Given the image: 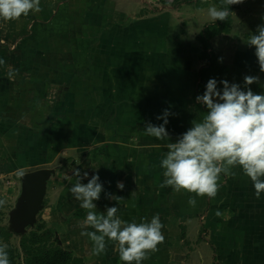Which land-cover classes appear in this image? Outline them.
I'll return each instance as SVG.
<instances>
[{"label": "rangeland", "instance_id": "rangeland-1", "mask_svg": "<svg viewBox=\"0 0 264 264\" xmlns=\"http://www.w3.org/2000/svg\"><path fill=\"white\" fill-rule=\"evenodd\" d=\"M75 8L62 10L51 23L38 15L0 19V200L5 201L0 225L11 232V244L19 248L20 236L43 223L52 240L84 264H128L119 258L118 241L105 236L104 250L94 254L99 245L89 235L103 234L87 221L88 213L106 218L115 207L113 219L122 222L121 229L150 224L157 214L164 225V242L156 252L147 250L140 264H264V193L256 198L242 167L218 162L234 175L221 172L215 198L161 187L167 179L162 161L168 145L209 112L194 95L204 89L196 65L204 28L215 24L220 29L209 14L219 6L212 1L197 7L183 0H115L114 22L89 30L80 28L83 21L77 22L81 14ZM229 19L227 30L216 31L206 50L221 66L217 89L222 94L226 80L264 95V71L249 43L264 27V0H243ZM96 37L99 45L91 43ZM59 52L62 64L54 58ZM246 76L258 82L246 85ZM18 103L26 109L18 115L26 114L17 121L11 115L20 109ZM123 110L133 117L128 124L120 119ZM166 111L167 124L158 119ZM11 120L21 123L24 132L4 129ZM161 125L165 136L148 134L150 126ZM126 127L138 143L121 144L131 166L128 176L117 177L111 186V161L104 153L113 138L124 140ZM38 169L47 173L30 202L23 175ZM94 176L102 191L93 200L95 207L85 209L71 189ZM119 183L126 188H116ZM189 199L196 200L194 207Z\"/></svg>", "mask_w": 264, "mask_h": 264}, {"label": "clouds", "instance_id": "clouds-1", "mask_svg": "<svg viewBox=\"0 0 264 264\" xmlns=\"http://www.w3.org/2000/svg\"><path fill=\"white\" fill-rule=\"evenodd\" d=\"M243 0H224L226 4H240ZM40 0H0V19L4 21L18 20L33 12H40ZM209 14L213 20H225L229 12L212 8ZM259 34L250 37L249 43L256 48V56L260 70L264 71V27L258 29ZM4 63L0 59V64ZM258 77L246 76V85L258 82ZM224 88L217 89V81L209 79L205 93L197 99L207 106L209 112L203 122L196 123L183 138L169 144L167 157L162 161L165 179L161 187L173 186L177 192L181 189L195 193L200 197L215 198L220 188L221 172L229 173V168L221 167L218 162H226L228 166L239 165L244 176L249 178L255 189L256 198L264 193V95L254 94L251 88L247 91L239 85L222 81ZM168 112H165L164 123L167 124ZM148 134L162 138L167 134L163 125L149 127ZM234 175V174H231ZM99 176H94L87 185L77 183L72 189L78 199L83 201L81 207L92 209L93 200L99 199L102 185ZM119 187L123 188L120 184ZM5 201L0 200V206ZM191 206L196 205L195 199H189ZM117 212L115 207L109 208L107 217H97L93 212L87 215L91 223L103 235L90 233L99 245L94 254L104 250L103 240L119 242V258L123 262L135 261L140 264L147 259V250L158 251V245L164 242L161 223L157 214L150 224H129L121 229V221L113 219ZM217 216L221 213L217 211ZM127 245V246H126ZM0 264H9L7 253L0 247Z\"/></svg>", "mask_w": 264, "mask_h": 264}, {"label": "trees", "instance_id": "trees-1", "mask_svg": "<svg viewBox=\"0 0 264 264\" xmlns=\"http://www.w3.org/2000/svg\"><path fill=\"white\" fill-rule=\"evenodd\" d=\"M174 3H180L182 0H172ZM187 3H194L197 7H201L210 1L214 2L219 6L221 10H227L229 13L235 8L237 4H226L224 0H183ZM219 26L216 29V25L206 26L204 28L205 32L202 34L203 42V53L197 61L196 76L199 77V82L204 86V89L198 90L194 95L195 97L202 96L206 91V85L209 79L218 78L217 73L220 71V65L218 64L217 56L214 52L206 51L210 43L211 36L220 30H227L230 23L229 15L228 17L221 21L219 20ZM214 74L210 75L209 74ZM17 101V99H16ZM11 103V102H10ZM16 104V103H15ZM14 105V103H13ZM19 105V103H18ZM16 105V107H18ZM11 106V105H9ZM19 110L16 114H12L11 118L13 120H19L25 114H19L25 112V106L19 105ZM207 108V107H206ZM208 109V108H207ZM209 110V109H208ZM19 117V118H18ZM12 121V120H11ZM20 125L14 124L13 121L6 125V128H12L14 134L16 130L20 129ZM21 132H24L20 129ZM105 156H107V151L105 150ZM2 212V211H1ZM0 212V214H1ZM52 232L43 223H39L34 229H30L28 232L23 233L19 239V248L11 244V232L6 228V226L0 225V247L4 249L7 253L9 264H84L83 259L80 256L74 255L72 251L63 248L61 245L57 244L51 238Z\"/></svg>", "mask_w": 264, "mask_h": 264}, {"label": "crops", "instance_id": "crops-1", "mask_svg": "<svg viewBox=\"0 0 264 264\" xmlns=\"http://www.w3.org/2000/svg\"><path fill=\"white\" fill-rule=\"evenodd\" d=\"M76 7L75 9H80V11L77 14H81V18L78 19V23L82 22V26H80V28H84V30H89L90 27H92L93 29L96 27H102L105 25H110L112 24V22H114V16H115V12L117 11L115 9V0H40V8L41 11L36 13H30L28 16H22V18L25 19H34L35 15H38L39 17H43L45 18L44 21H47L46 23H51L52 21L57 19V16L60 14V12L62 10H66L69 11L70 7ZM84 10V12H82ZM70 13H73V10H71ZM84 17V18H83ZM50 18V19H49ZM106 22V23H103ZM34 23H36V21H34ZM85 23V24H84ZM109 23V24H107ZM84 25H86L84 27ZM98 37H96L95 39H93L91 41V43L93 42L94 44H98L99 42ZM95 48L94 46L92 47V49ZM63 53H58L57 57H54L55 59H57L56 61L58 64H62L64 63L63 60L61 59L60 56L63 57L62 55ZM74 63L73 66L74 67ZM71 67V68H72ZM107 70V69H106ZM122 75H126V72H123ZM11 105V103L9 104ZM118 105V106H117ZM116 106V110L120 107V104H117ZM123 112H128V110H123L122 114L120 115V119H122V122L125 124H128V122L133 118L130 117V115H123ZM3 126H5L4 124H2ZM125 127V126H124ZM125 132H123V135H126L124 140H118L113 138L111 141H109V145H108V149H107V160L111 161V169H110V175L108 176L107 180H110V185H113L114 183H117V177H126L128 176L129 173V169L131 164L127 163L128 160V155H126L125 152V145L121 144H125L127 142H136L133 140L134 135H132V129H130L129 127H126L125 129H123ZM123 139V137H122ZM138 143V142H136ZM153 150H157V148H152ZM121 152V153H119ZM122 154V155H119ZM119 155V156H118ZM140 155L135 154V158L137 161L141 162V159L139 157ZM139 158V159H138ZM112 161H116L117 164H114ZM148 165H149V161H147ZM150 165H152V163H150ZM149 165V166H150ZM120 184V183H119ZM123 187L126 188V186L124 184H122ZM116 188H121L119 187L118 184H116ZM122 189V188H121Z\"/></svg>", "mask_w": 264, "mask_h": 264}, {"label": "water", "instance_id": "water-1", "mask_svg": "<svg viewBox=\"0 0 264 264\" xmlns=\"http://www.w3.org/2000/svg\"><path fill=\"white\" fill-rule=\"evenodd\" d=\"M47 171L45 169H38L26 172L23 175L25 187L28 189L29 201L34 202L35 198L41 191L43 181Z\"/></svg>", "mask_w": 264, "mask_h": 264}]
</instances>
